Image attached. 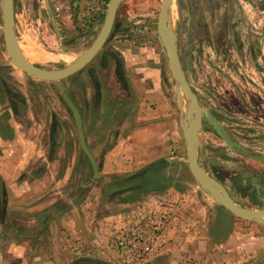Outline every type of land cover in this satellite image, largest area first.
I'll use <instances>...</instances> for the list:
<instances>
[{
	"label": "rangeland",
	"instance_id": "obj_1",
	"mask_svg": "<svg viewBox=\"0 0 264 264\" xmlns=\"http://www.w3.org/2000/svg\"><path fill=\"white\" fill-rule=\"evenodd\" d=\"M110 1L15 0L19 53L46 71L69 67L92 46L98 34L95 22L107 13ZM3 3L0 0V263L169 264L157 258L168 244L142 262L121 258L112 244L108 246L115 256L106 259L88 248L93 247V239L104 237L108 220L147 198L168 195L172 188L182 197L210 195L189 170L185 133L192 121V104L173 78L158 37L163 0H123L109 39L120 32V39L124 38L120 48L128 50L132 59L140 56L137 66L154 71L135 75L145 87L139 99L148 110L143 113L148 118L145 122L160 127L151 137L156 143L144 145L147 157L136 147L133 154L127 153L134 147L125 141L126 136L106 135L105 120L101 129V124L96 127V118L92 122V116L105 112L96 93L100 83L92 71L103 81L116 66L121 67L120 59L111 58L106 70L102 68V56L112 44L68 79L37 80L16 68L7 53ZM169 30L202 109L236 143V149H231L204 118L195 141L201 168L234 203L264 210V162L250 158L264 157V0H173ZM130 58L128 64L133 63ZM66 94L85 124L97 177L81 148ZM152 94L155 101L150 105ZM170 109L173 117L168 115ZM117 146L133 166L128 175L102 168L108 151ZM113 156H108L111 161ZM157 160L164 163L154 164ZM147 166L149 170L137 173ZM77 208L81 216L75 213ZM67 213L70 217H65ZM80 219L83 230L76 237L75 220L79 223ZM236 222L242 226V243L226 244L231 251L221 257L220 264H255L264 253V219ZM80 244L84 247L81 255L77 253ZM211 245H193L191 251L198 254L190 258V264H213L208 260L213 259L210 249H202ZM259 264H264V258Z\"/></svg>",
	"mask_w": 264,
	"mask_h": 264
},
{
	"label": "crops",
	"instance_id": "obj_2",
	"mask_svg": "<svg viewBox=\"0 0 264 264\" xmlns=\"http://www.w3.org/2000/svg\"><path fill=\"white\" fill-rule=\"evenodd\" d=\"M105 17L106 14H101V16L98 17L95 22L94 30H97L96 32L98 34L104 25ZM120 36V32L116 33L114 39L112 41L110 40L111 42H109V39L111 38V36H109L105 45L112 44V49L107 50L103 54L101 64L103 66V70H106L107 62H109L111 58H117L118 60L120 59L119 61L121 62V67L118 68L116 66V68H114L112 71V75L106 77V79L103 81L101 80L100 76L96 74V72L92 71L93 76H95V80L100 83L98 86L99 89L96 90L98 95H96L102 98L101 108L105 111L102 113H96L94 117L92 116V122L93 119L96 118V127L101 124V129L103 127V121L105 120V129H107L106 135H111L112 137L126 136L127 139H125V141L130 142L132 147H134L132 151L126 150V152H132L131 154H133L134 151H136V147L140 150H143L144 155L147 157L149 153L147 148H144V145L148 146L152 143H156V140L151 137L156 130L160 129V127H156L154 122H145L148 120V118L146 119L143 116V113L147 112L148 110H145L146 106H141L139 102L141 97V88L144 89L145 87H143L142 79L135 77V75L141 72L146 74L151 73L153 70H149L148 67H143L142 69V67L136 65L139 63L138 58H140V56L133 55L134 58H130V56H128V50H122L120 48V43L124 40L123 37L120 39ZM129 58L130 61L133 62L132 64H128ZM109 79L112 81V83L109 82ZM149 101L150 105L154 104L155 99L153 94L150 96ZM168 115L173 117L172 109H170V114ZM174 122L175 121H173V123ZM83 127L84 132H86L85 124H83ZM5 137L8 138L9 136ZM1 144L3 145V143ZM122 151L123 150L121 146L114 147L108 151L109 155L115 154V156H113L114 160L111 161V159H109L110 157H108L109 155L106 156L102 168L108 170L109 173H115L114 175H128V172H131L133 166L131 163H126V161H129V159L121 156L123 154ZM149 159L152 161L151 157ZM159 163H164V160H157L154 162V164ZM149 169L150 166H147L146 168H141V170H139L137 173H144V171ZM121 179L122 183L125 184V176H123ZM123 193L124 196L128 194L126 192ZM167 193L168 195L155 196L149 199L147 198L144 200V202L142 201L139 203V205L130 208L128 211L123 210V213H120V215L112 218V220H108V222L105 224L106 229L104 232V237L101 238L102 240L96 239L94 241L93 239L91 243L93 244V247L88 246V248L91 249L90 252L93 251L96 253L97 257L101 259L114 257L115 255L108 246V244H110V238L113 235L114 230L117 226H119L121 221L131 219L142 213L161 214L163 212H167L169 214V224L165 232V244L168 245L166 246L165 250L159 256H157L158 259H164L168 261L169 264H190V258L198 254L191 251L193 245L195 244H212L211 247L207 246L202 249L204 251L210 249L208 254L213 259L211 260L209 257L208 260L212 261L213 264H220L221 257L226 256L228 251H231L226 244L242 243V226L236 222L237 220L239 221L241 219L237 218L228 210H226L213 197L205 193H200L194 197L188 195L183 196V198L180 193L175 191L173 188L168 190ZM63 199H65V197L62 196L61 200ZM128 203L129 202L126 204L128 205ZM123 205H125V203ZM74 211L75 213H78V216L82 213V210L79 211L78 208ZM69 215L70 214L67 213L65 217H70ZM78 216L76 218H78ZM224 218L227 221H230L231 226H235L233 232L231 231V226L228 224L226 225L224 222ZM75 221L76 237H79L78 234L83 230V221L81 219L79 223L78 220ZM99 232L101 233L102 229L98 231V233ZM250 237L251 236H248L247 243L252 242V238ZM94 244H96V246H94ZM78 248L77 253L81 255L84 247L80 244ZM238 254L241 256L242 252H238ZM75 261H78V259Z\"/></svg>",
	"mask_w": 264,
	"mask_h": 264
},
{
	"label": "water",
	"instance_id": "obj_3",
	"mask_svg": "<svg viewBox=\"0 0 264 264\" xmlns=\"http://www.w3.org/2000/svg\"><path fill=\"white\" fill-rule=\"evenodd\" d=\"M14 1L15 0H3V31L7 53L16 68L37 80L45 82H58L68 79L69 77L83 70L96 57V55L101 51V49L105 45L107 39L109 38L113 30L117 12L122 2V0L110 1L105 17V22L100 33L94 40L90 49L79 60L62 70L46 71L31 64L26 59H22L18 51L16 50L17 38L15 34ZM172 3L173 0H163L159 13L157 33L161 41L162 47L166 52V56L169 61V68L173 75V78L192 104V121L187 132L185 133L186 150L187 157L189 160L190 171L198 182V184L204 190H206L210 194V196L213 197L221 206H223L234 216L248 222L262 220L264 219V210L254 211L243 208L234 203L229 197L227 191L222 186H220L216 180L209 176L199 164L195 141L198 132L200 131V128L202 126L204 118L207 119L210 124H212V126L220 135V137L231 149H236V143L234 142V140H232V138H230L226 128L212 114L202 109L198 96L188 83V80L186 78L178 56V52L170 36L169 10ZM64 100L74 115L81 148L90 159L94 168V174L97 177L98 166L88 148L81 114L72 99L67 94L64 95ZM250 158L258 162H264L263 156H250ZM263 258L264 253L258 258L255 264H259L263 260Z\"/></svg>",
	"mask_w": 264,
	"mask_h": 264
},
{
	"label": "built area",
	"instance_id": "obj_4",
	"mask_svg": "<svg viewBox=\"0 0 264 264\" xmlns=\"http://www.w3.org/2000/svg\"><path fill=\"white\" fill-rule=\"evenodd\" d=\"M169 214L142 213L123 220L110 238L113 250L125 259L144 261L165 244Z\"/></svg>",
	"mask_w": 264,
	"mask_h": 264
},
{
	"label": "bare ground",
	"instance_id": "obj_5",
	"mask_svg": "<svg viewBox=\"0 0 264 264\" xmlns=\"http://www.w3.org/2000/svg\"><path fill=\"white\" fill-rule=\"evenodd\" d=\"M16 50L18 51V49H17V47H16ZM18 53H19V51H18ZM19 55H20V57L22 58V59H24L22 56H21V54L19 53ZM1 264V263H0Z\"/></svg>",
	"mask_w": 264,
	"mask_h": 264
}]
</instances>
